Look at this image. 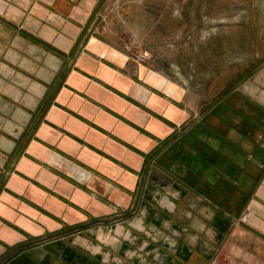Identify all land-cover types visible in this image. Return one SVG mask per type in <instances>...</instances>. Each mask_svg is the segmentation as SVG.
I'll use <instances>...</instances> for the list:
<instances>
[{"label":"crops","instance_id":"0c3cea01","mask_svg":"<svg viewBox=\"0 0 264 264\" xmlns=\"http://www.w3.org/2000/svg\"><path fill=\"white\" fill-rule=\"evenodd\" d=\"M114 1L0 0V264H264V97L131 65Z\"/></svg>","mask_w":264,"mask_h":264},{"label":"rangeland","instance_id":"374dc122","mask_svg":"<svg viewBox=\"0 0 264 264\" xmlns=\"http://www.w3.org/2000/svg\"><path fill=\"white\" fill-rule=\"evenodd\" d=\"M114 5L110 26L116 42L127 43L131 65L145 63L206 95L243 96L248 103L251 92L264 97V0Z\"/></svg>","mask_w":264,"mask_h":264}]
</instances>
